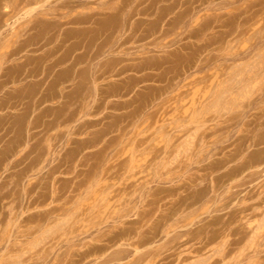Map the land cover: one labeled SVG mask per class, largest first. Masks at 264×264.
<instances>
[{"label":"rangeland","instance_id":"rangeland-1","mask_svg":"<svg viewBox=\"0 0 264 264\" xmlns=\"http://www.w3.org/2000/svg\"><path fill=\"white\" fill-rule=\"evenodd\" d=\"M0 264H264V0H0Z\"/></svg>","mask_w":264,"mask_h":264},{"label":"bare ground","instance_id":"bare-ground-1","mask_svg":"<svg viewBox=\"0 0 264 264\" xmlns=\"http://www.w3.org/2000/svg\"><path fill=\"white\" fill-rule=\"evenodd\" d=\"M234 157H236V156H233V157H230V159H225L224 157H221V159L218 161V162H220V164H223V162H225V161H227V162H229V161H233L234 160ZM226 162V163H227ZM225 164V163H224ZM213 166V165H212ZM211 166V167H212ZM219 164L218 165H216L214 168L215 169H213V170H218L219 168ZM218 168V169H217ZM245 168H243V164L241 165H237V166H235V167H233L232 169H231V171L229 172V173H222V174H220L217 178H214V180L216 179V180H218V181H220L221 179H223V178H229L230 179V177L232 176V175H234V174H239L242 170H244ZM224 180V179H223ZM217 181V182H218ZM221 182H222V180H221ZM202 196V193H199L198 195H196V197L192 200V202H195V201H197L200 197ZM246 209H241V211L243 212V211H245ZM240 211V212H241ZM155 230V229H154ZM157 232V231H156ZM155 231H154V233H152V235H153V237H156V233ZM132 233V230L131 229H129L128 228V230H126L125 231V233H122V234H126V235H130ZM216 232L215 231H212L208 236H207V238H206V242L207 243H210V242H212L213 241V236H214V234H215ZM122 234H118L117 236H116V238H118L119 236H121L122 237ZM149 240H151V239H147V238H145V239H143V238H140V242L141 243H143V242H147V241H149Z\"/></svg>","mask_w":264,"mask_h":264}]
</instances>
